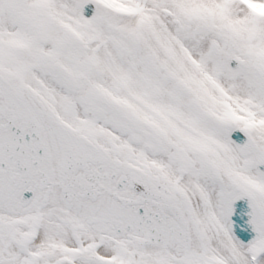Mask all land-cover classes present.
Instances as JSON below:
<instances>
[{
    "label": "snow or ice",
    "instance_id": "obj_1",
    "mask_svg": "<svg viewBox=\"0 0 264 264\" xmlns=\"http://www.w3.org/2000/svg\"><path fill=\"white\" fill-rule=\"evenodd\" d=\"M0 264H264V0H0Z\"/></svg>",
    "mask_w": 264,
    "mask_h": 264
}]
</instances>
